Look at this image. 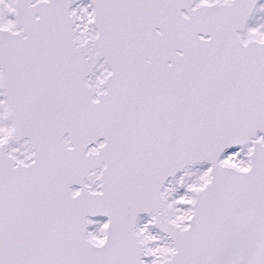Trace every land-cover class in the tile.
Listing matches in <instances>:
<instances>
[{"label":"snow or ice","instance_id":"1","mask_svg":"<svg viewBox=\"0 0 264 264\" xmlns=\"http://www.w3.org/2000/svg\"><path fill=\"white\" fill-rule=\"evenodd\" d=\"M0 264H264V0H0Z\"/></svg>","mask_w":264,"mask_h":264}]
</instances>
